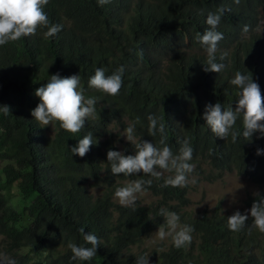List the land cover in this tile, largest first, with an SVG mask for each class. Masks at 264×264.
<instances>
[{"label": "trees", "instance_id": "16d2710c", "mask_svg": "<svg viewBox=\"0 0 264 264\" xmlns=\"http://www.w3.org/2000/svg\"><path fill=\"white\" fill-rule=\"evenodd\" d=\"M45 12L50 24L63 26L57 36L45 39L47 29H41L0 46V106L10 108L7 115L0 112V264L5 257L16 264H136L145 255L132 250L165 224L162 208L191 226L198 243L172 245L152 264H264V235L247 226L230 231L221 203L192 218L184 211L188 188L164 186L174 173L160 179L142 173L114 176L107 160L109 149L135 154V145L122 142L111 126L124 132L134 125L137 142L162 148L160 132H148V116L155 115L165 125L163 139L174 155L185 140L193 149L189 178L212 183L236 173L260 185L264 197V155L256 154L264 149V139L258 132L243 136L242 116L235 143L231 136L219 139L203 119L209 104L235 109L240 90L230 81L237 71L253 76L264 94V34H255L264 0H111L104 6L97 0H50ZM209 13L221 15L215 29L223 34L216 53V62L225 65L220 73L203 70L207 53L196 40L198 32L210 29ZM120 67L125 71L118 96L89 87L97 68L111 75ZM57 73L80 76L85 97L97 101L96 118L75 135L56 123L47 136L31 115L40 103L36 90ZM89 132L90 151L83 158L73 155L71 148ZM136 179H152L145 192L154 201L115 204L116 189ZM256 199L244 201L249 210ZM81 228L100 241L91 261H73L68 247L70 242L91 247Z\"/></svg>", "mask_w": 264, "mask_h": 264}, {"label": "clouds", "instance_id": "9594fccd", "mask_svg": "<svg viewBox=\"0 0 264 264\" xmlns=\"http://www.w3.org/2000/svg\"><path fill=\"white\" fill-rule=\"evenodd\" d=\"M49 2L50 0H0V46L34 36L41 29H47L44 32L45 39L57 36L63 26L50 24L45 12V7ZM97 2L100 6H104L111 0H97ZM236 2L238 3L239 0ZM224 11L223 8L220 9L221 13ZM220 21V14L209 13L206 23L210 29L204 31L203 34L199 32L196 34V40L205 46L207 53V60L203 65L205 72L220 73L225 68L223 63L216 62L218 43L223 39V34L215 30ZM244 31H249L247 26ZM225 56L226 53L221 55L220 59L223 60ZM124 71V68L120 67L113 74L106 75L103 68H97L95 74L89 79V87L112 97L118 96L123 87ZM230 83L240 90L235 109L233 107L224 109L219 102L215 105L209 104L205 108L203 119L219 139L227 140L231 136L232 142L235 143L241 135L235 126L237 120L242 116L243 136L252 138L253 134L258 132L260 134L258 138L264 139V94H262L259 84L254 82L253 76L242 74L239 71L235 73ZM35 95L39 97L40 103L32 110L31 115L41 127L49 125L54 127L56 123H59L60 128L75 135L85 128L86 122L96 118L95 105L97 101L95 98L85 97L78 75L63 78L59 73L52 75L44 86L36 90ZM0 112L7 115L10 113V108L0 106ZM148 121L149 135L154 136L158 130L162 136L160 143L164 146L158 148L148 141L137 142L134 134L135 126L127 127L124 129V136L127 141L135 145V154L125 155L124 152L109 149L107 160L111 165V173L114 176L123 175L125 177L140 176L142 173L144 176L160 179L165 172H168L174 173V175L165 180V187H187L190 183L194 184L195 179H189L195 165L190 163L193 159V149L189 146L188 141L185 140L179 154L174 155L163 139L164 123L155 115H149ZM93 144V135L89 132L79 140L78 145L71 148V152L73 155L83 158ZM256 154L264 155V149L258 148ZM152 182V179L132 180L126 186L116 189L115 198L122 206H133L137 201L138 194L144 193L145 186H151ZM255 186L260 190L255 194L257 199L251 209L249 210L245 205L248 211H236L227 218L230 231L240 232L247 226L249 230L254 228L264 235V197L259 194L261 186ZM160 215L165 218L166 222L156 233L159 238L171 237L177 248L191 244V233L194 231L191 226L181 225L180 218L175 212L162 208ZM249 219L252 221L250 226L247 225ZM80 232L84 241L91 247L78 246L70 242L68 247L73 254L72 260L91 261L97 255L100 241L92 233L85 234L83 228L80 229ZM2 264H16V261L5 257ZM136 264H149V258L140 256L137 258Z\"/></svg>", "mask_w": 264, "mask_h": 264}, {"label": "rangeland", "instance_id": "374dc122", "mask_svg": "<svg viewBox=\"0 0 264 264\" xmlns=\"http://www.w3.org/2000/svg\"><path fill=\"white\" fill-rule=\"evenodd\" d=\"M261 23V26L255 31V34H264V16L261 19ZM42 129L47 136H52L54 134V127H52L51 125L42 127ZM111 129L114 135L119 134V138H121L122 142H128L126 136H124V132H120L118 128H113L112 126ZM120 146L121 145L119 144V148L121 150ZM2 166L3 165L0 164V168ZM193 178L196 182L194 184L190 183L187 186V200L189 206L184 210L186 211V213H190L192 218H195L197 214H202L203 212H205L206 214L212 212L218 202L221 203V209L222 211H224L225 215H233L236 211L246 212L248 210L246 209L244 201H246L249 196H253L258 193L260 190L249 180L237 175L236 173H224V175L220 179L212 183L202 181L195 176H191L189 179L191 180ZM124 185L125 184H123V186ZM90 190L95 194L99 192L95 189ZM154 198L155 197L151 196L149 193L144 192L142 194H138L135 204L147 206L154 201ZM112 200L115 204L120 205L118 199L115 198V196H113ZM165 230L167 231L166 226ZM158 231L159 229L154 230L148 237L144 238L142 242L132 250V253L139 251L147 256L149 258V264H152V262L157 257H159L163 251H166L168 248L174 245L171 237H167L165 239L159 238L156 235ZM194 240V235H192L191 244L186 246L189 248L193 243V245H195L196 247L198 243V237L196 236V240ZM1 241L2 237L0 236V250Z\"/></svg>", "mask_w": 264, "mask_h": 264}]
</instances>
